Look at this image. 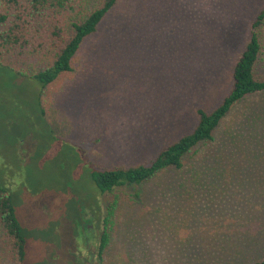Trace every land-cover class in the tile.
Masks as SVG:
<instances>
[{"label":"rangeland","instance_id":"1","mask_svg":"<svg viewBox=\"0 0 264 264\" xmlns=\"http://www.w3.org/2000/svg\"><path fill=\"white\" fill-rule=\"evenodd\" d=\"M263 6L264 0H122L87 42L91 70L68 94L54 98L51 85L47 100L38 80L0 64V173L18 193L39 264H73L67 257L79 242L73 233L82 201L88 203V162L148 161L196 126L198 107L211 111L223 100ZM142 68L151 74L143 83L157 70L168 84L125 80L131 74L138 82ZM256 76L264 79V58ZM203 148L185 169L202 171L198 191L177 196L174 185H195L186 171H168L145 186L147 198L124 206L110 264H254L264 258V92L235 105ZM90 215L98 220L102 212ZM130 245L135 261L126 253ZM58 251L67 261H59Z\"/></svg>","mask_w":264,"mask_h":264},{"label":"trees","instance_id":"2","mask_svg":"<svg viewBox=\"0 0 264 264\" xmlns=\"http://www.w3.org/2000/svg\"><path fill=\"white\" fill-rule=\"evenodd\" d=\"M120 1L0 0V64L22 76L38 80L42 84L44 100L49 96L51 85L55 86L54 98L60 92L68 94L71 86L94 65V60L84 56L88 50L87 42L97 34ZM129 34L128 25L124 35ZM190 36L194 37L193 34ZM125 52L123 50L120 53L126 56ZM204 58L210 64L214 62L213 58ZM263 58L264 6L253 20L243 49L232 67L229 92L213 110L208 111L203 107L196 109L198 121L190 132L169 143L145 162L119 166H100L88 162L84 170L86 177L83 176L89 185L88 203L86 206L85 201H82L83 216L78 230L73 233V238L79 242L73 243V256L67 257L73 264L76 262L75 256L82 262L78 264H110L111 245L115 233L122 227L120 215L124 206L134 205L137 199L147 198L145 186L154 178L168 171L183 173L191 162L195 165L201 158L203 147L215 140L219 126L233 107L248 96L264 92V79L256 76L257 64ZM153 64L152 61L149 63ZM141 72L142 75H137V78L141 76L138 82L131 74L126 75L125 80L132 82V85L168 84L159 77L157 70L151 71L155 76L152 82L143 83L147 75L151 74H146L150 72L144 68ZM177 72L182 73V70ZM139 95L142 97L143 93ZM43 113L46 111L43 110ZM186 172L195 186L189 187L179 182V185L173 186L177 196L195 193L194 190L198 191V186L202 185V171L193 168ZM4 177V173H0V264H39L41 256L34 249L33 236H30L29 229L20 217L18 193L4 184ZM128 189L136 190L131 193ZM98 210L102 212V217L95 220L90 214L97 216ZM94 226L98 229L95 243L90 239ZM82 247L86 248L83 250ZM131 250L130 245L126 253L130 260L135 261ZM58 253L59 261H67L61 251ZM254 264H264V258Z\"/></svg>","mask_w":264,"mask_h":264}]
</instances>
